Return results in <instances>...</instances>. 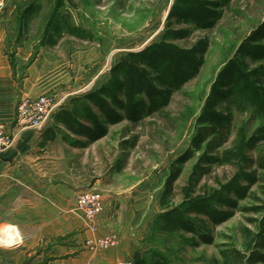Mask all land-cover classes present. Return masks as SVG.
<instances>
[{
	"label": "rangeland",
	"instance_id": "rangeland-1",
	"mask_svg": "<svg viewBox=\"0 0 264 264\" xmlns=\"http://www.w3.org/2000/svg\"><path fill=\"white\" fill-rule=\"evenodd\" d=\"M211 1L218 4L215 8L217 16L214 24L205 29L198 28L193 22L177 25L175 19L171 20L172 28L192 30L188 38L178 39L177 44L193 46L199 40H208L209 46L200 74L184 84L166 107L138 123L124 120L109 124L106 136L81 147L65 141L60 133L59 139L63 140L54 142L55 177L72 184L75 216L83 220L76 204L78 194L88 189L100 191L104 196V211L101 213L103 226L99 220L101 214L97 217L98 230L103 227L101 236L115 235L118 238L113 247L94 251L86 242L96 237H85L83 245L73 252L68 246L58 252L76 258L85 251L82 258L86 260L79 258L83 261L78 260L75 264H137L142 259L146 264H153L158 257H164L170 264H212L215 258H220V251L230 246L248 252L247 230L257 232V222L263 212L242 209L225 223L209 225L215 236L213 245L194 246L187 241V237L191 238L193 234L169 233L160 229L159 217L167 211L160 201L172 165L191 146L197 131L196 120L211 85L241 41L264 20V0ZM176 2L0 0V5L6 4L12 11L15 35L18 33L15 47L23 44L32 49L26 60L16 57L11 60L20 74L19 80L24 79L27 67L33 64L38 54L42 56L41 79L34 86L40 89L32 88L34 91H27L26 96L51 95L69 104L72 98L106 83L110 68L123 53L143 49L164 36L169 23L168 14ZM31 6L34 9L27 13L26 9ZM51 20L53 26L47 36L45 31ZM57 25L63 27L62 36L55 29ZM73 28L75 33H71ZM263 125V117L248 111H235L234 131L219 151L237 148L242 134L250 136ZM126 128L130 134L124 137ZM134 136L138 140L135 148L123 150L120 143ZM247 153L255 158L264 156V141ZM196 162V158L186 162L182 175L174 182L169 199L175 205L183 204L186 198L184 187ZM237 169V162L214 165L211 174L197 186L196 194L220 189L221 184L237 173ZM241 206H264V180L255 184L250 196L241 200ZM88 259H92L91 263Z\"/></svg>",
	"mask_w": 264,
	"mask_h": 264
},
{
	"label": "trees",
	"instance_id": "trees-1",
	"mask_svg": "<svg viewBox=\"0 0 264 264\" xmlns=\"http://www.w3.org/2000/svg\"><path fill=\"white\" fill-rule=\"evenodd\" d=\"M168 14V28L164 36L149 46L127 51L109 70L107 82L93 91L71 99L59 109L51 127L74 146H83L108 134L109 124L132 123L144 119L166 107L172 96L184 84L200 74L205 64L208 40H199L193 46L177 44L178 39L188 38L189 28H172L175 24L195 23L198 28L214 24L217 3L211 0H176ZM230 1V0H225ZM34 6L28 7L29 13ZM53 20L49 21L45 34L49 36ZM60 25L55 26L63 35ZM73 28L71 33H75ZM211 91L196 120V134L191 146L172 165L170 177L161 197L166 212L160 215V229L164 232L189 233L187 241L194 246L213 245L215 236L209 225L227 222L237 211L263 212L257 222V232L247 230V251L230 246L220 251V258L212 264H264V206L242 207L241 200L250 196L251 190L264 180V156L251 157L253 150L264 141V125L252 135L242 134L235 149L219 151L229 141L234 129L235 111H248L264 118V20L241 41L236 52L229 59L212 83ZM124 137L130 134L125 129ZM88 140L84 141L81 138ZM137 137L120 143L123 150L135 148ZM198 154V155H197ZM196 158L188 184L184 187L185 200L175 205L169 199L173 194L174 182L182 175L183 165ZM238 163L237 173L230 177L220 189L203 194L197 186L206 175L211 174L214 165ZM137 264H146L145 260ZM153 264H170L164 257H158Z\"/></svg>",
	"mask_w": 264,
	"mask_h": 264
},
{
	"label": "crops",
	"instance_id": "crops-1",
	"mask_svg": "<svg viewBox=\"0 0 264 264\" xmlns=\"http://www.w3.org/2000/svg\"><path fill=\"white\" fill-rule=\"evenodd\" d=\"M17 39L12 11L6 4L0 5V121L13 138L12 146L0 154V228L12 226L18 240L12 247L0 248V264H75L86 260L82 258L85 251L76 258L58 252L66 246L73 252L83 245L85 237L103 235V227L93 233L75 216L72 184L55 177L54 142L61 137L50 133L55 120L37 129H20L14 122L20 97L32 88L40 89L34 86L41 79L43 66L38 54L24 79L19 80L11 60H26L32 49L23 44L15 47Z\"/></svg>",
	"mask_w": 264,
	"mask_h": 264
},
{
	"label": "built area",
	"instance_id": "built-area-1",
	"mask_svg": "<svg viewBox=\"0 0 264 264\" xmlns=\"http://www.w3.org/2000/svg\"><path fill=\"white\" fill-rule=\"evenodd\" d=\"M62 104V101H58L51 95L43 94L36 98L23 96L16 106L14 122L20 129L42 128L61 108ZM12 144L13 138L7 132L5 123L0 121V154L9 149ZM103 200L104 196L100 191L90 189L83 190L76 198L81 217L92 231L98 230L97 217L104 211ZM1 230L2 227L0 228V248L12 247L18 240L9 241L7 233ZM117 242L118 238L115 235H106L88 239L86 244L90 249L98 251V249L113 247Z\"/></svg>",
	"mask_w": 264,
	"mask_h": 264
},
{
	"label": "bare ground",
	"instance_id": "bare-ground-1",
	"mask_svg": "<svg viewBox=\"0 0 264 264\" xmlns=\"http://www.w3.org/2000/svg\"><path fill=\"white\" fill-rule=\"evenodd\" d=\"M2 232L4 231V233H7L8 235V240H13L15 242V240H17V237H15V234H14V231H13V228L12 226L11 227H5V228H2L1 230ZM9 231V232H8Z\"/></svg>",
	"mask_w": 264,
	"mask_h": 264
},
{
	"label": "water",
	"instance_id": "water-1",
	"mask_svg": "<svg viewBox=\"0 0 264 264\" xmlns=\"http://www.w3.org/2000/svg\"><path fill=\"white\" fill-rule=\"evenodd\" d=\"M40 264H45L44 262H41Z\"/></svg>",
	"mask_w": 264,
	"mask_h": 264
}]
</instances>
